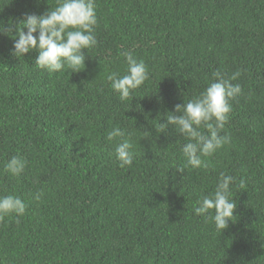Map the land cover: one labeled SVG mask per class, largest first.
<instances>
[{
	"label": "trees",
	"instance_id": "trees-1",
	"mask_svg": "<svg viewBox=\"0 0 264 264\" xmlns=\"http://www.w3.org/2000/svg\"><path fill=\"white\" fill-rule=\"evenodd\" d=\"M56 3L0 0V22ZM96 15L79 72L40 69L36 51L15 57L0 33V195L27 204L0 219V264H264V0H96ZM123 51L149 78L121 101L107 76L125 73ZM216 70L241 71L221 132L231 142L193 168L187 138L160 123ZM116 126L131 133V166L107 139ZM15 155L27 161L19 177L4 171ZM221 173L236 178L237 207L217 231L194 209Z\"/></svg>",
	"mask_w": 264,
	"mask_h": 264
},
{
	"label": "clouds",
	"instance_id": "clouds-1",
	"mask_svg": "<svg viewBox=\"0 0 264 264\" xmlns=\"http://www.w3.org/2000/svg\"><path fill=\"white\" fill-rule=\"evenodd\" d=\"M98 20L96 0H57L56 6L42 14L25 13L17 24L5 25L0 22V33L9 35L13 40L11 54L25 56L36 51L35 65L49 73L62 71L79 72L85 68V49L97 45L95 28ZM126 61L123 75L111 72L107 76L111 89L119 94L121 101L132 97L149 78L148 68L143 59L137 58L131 51H123ZM241 75L237 70L230 77L220 71L213 72V80L198 96L174 106L167 111L166 120L161 125V133L169 126L187 138L182 146V153L187 164L193 168L207 167L204 158L212 155L231 142V137L221 132L229 120L232 110L231 101L238 97L242 88L239 83H232ZM206 129V132L202 131ZM109 141L116 140L115 153L120 167L131 166L135 155L131 133L126 134L119 126L108 132ZM27 166L21 155L12 156L4 165V171L19 177ZM183 172V168L177 169ZM235 177L221 173L214 192L198 200L195 213L214 222L217 231H222L233 221L237 204L232 198L231 186ZM240 187L244 181L240 180ZM42 192H37L33 199L40 200ZM27 204L17 195H0V219L15 213L23 216ZM214 212V215L212 214Z\"/></svg>",
	"mask_w": 264,
	"mask_h": 264
}]
</instances>
